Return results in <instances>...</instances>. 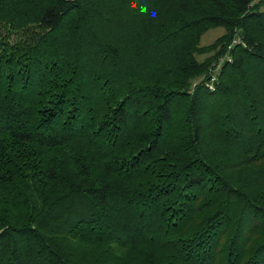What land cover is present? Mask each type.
Segmentation results:
<instances>
[{"label":"trees","instance_id":"16d2710c","mask_svg":"<svg viewBox=\"0 0 264 264\" xmlns=\"http://www.w3.org/2000/svg\"><path fill=\"white\" fill-rule=\"evenodd\" d=\"M0 264H264V0H0Z\"/></svg>","mask_w":264,"mask_h":264},{"label":"rangeland","instance_id":"374dc122","mask_svg":"<svg viewBox=\"0 0 264 264\" xmlns=\"http://www.w3.org/2000/svg\"><path fill=\"white\" fill-rule=\"evenodd\" d=\"M223 33L222 27H211L206 29L204 32L201 33L198 40V45L201 47L207 46L210 43H212L218 36H220ZM210 53H205L204 55H197L196 59L201 60L203 57L208 56ZM220 60L219 57L215 60L212 59L207 66L209 78L206 79V77L203 75L195 77L191 79V86H193L195 83L200 82L202 80H208V83L211 81L210 78L215 77L219 67H220ZM207 74V76H208Z\"/></svg>","mask_w":264,"mask_h":264}]
</instances>
